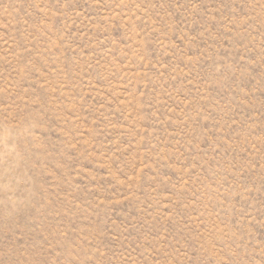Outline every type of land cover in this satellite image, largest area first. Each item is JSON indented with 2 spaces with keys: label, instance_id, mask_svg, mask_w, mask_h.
<instances>
[{
  "label": "rangeland",
  "instance_id": "obj_1",
  "mask_svg": "<svg viewBox=\"0 0 264 264\" xmlns=\"http://www.w3.org/2000/svg\"><path fill=\"white\" fill-rule=\"evenodd\" d=\"M0 264H264V0H0Z\"/></svg>",
  "mask_w": 264,
  "mask_h": 264
}]
</instances>
